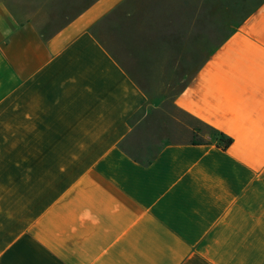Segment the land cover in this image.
Wrapping results in <instances>:
<instances>
[{"label":"crops","instance_id":"0c3cea01","mask_svg":"<svg viewBox=\"0 0 264 264\" xmlns=\"http://www.w3.org/2000/svg\"><path fill=\"white\" fill-rule=\"evenodd\" d=\"M130 1L0 0V264H264V0L197 1L235 17L173 95Z\"/></svg>","mask_w":264,"mask_h":264},{"label":"rangeland","instance_id":"374dc122","mask_svg":"<svg viewBox=\"0 0 264 264\" xmlns=\"http://www.w3.org/2000/svg\"><path fill=\"white\" fill-rule=\"evenodd\" d=\"M132 0L124 9L116 13L101 35L106 40L115 39L117 43H108L114 52L128 50H146L147 52L161 51L163 54L178 55L179 62L176 67V76L172 83V95L179 92L187 83L191 71L197 70L203 63L206 54L213 50L222 39L228 35L229 30L217 28H203L207 22L214 25L222 17L235 14H223L214 11L217 6L210 3L206 7L210 12H201L202 5L198 0ZM202 1V0H201ZM232 17V18H233ZM192 24L195 25L194 28ZM43 25V23H42ZM44 33L48 30L40 28ZM197 128L206 129L194 123ZM173 136L174 133L167 132ZM162 141V140H161ZM154 139V144L161 142ZM143 153L144 150H133Z\"/></svg>","mask_w":264,"mask_h":264},{"label":"trees","instance_id":"16d2710c","mask_svg":"<svg viewBox=\"0 0 264 264\" xmlns=\"http://www.w3.org/2000/svg\"><path fill=\"white\" fill-rule=\"evenodd\" d=\"M199 124L202 125L206 130H208L212 136L219 138L220 144H222L224 148H228L232 145V139L226 138L224 134L217 133L214 130L208 128L207 126L201 124L200 122H199ZM192 144H194V145H210V143L208 141L200 138L198 136V134H194Z\"/></svg>","mask_w":264,"mask_h":264}]
</instances>
